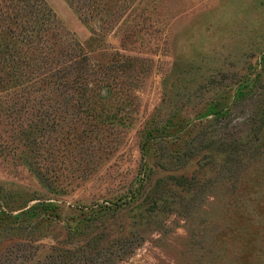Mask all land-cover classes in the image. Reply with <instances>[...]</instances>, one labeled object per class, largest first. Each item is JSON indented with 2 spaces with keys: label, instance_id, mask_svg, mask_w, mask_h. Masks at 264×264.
Segmentation results:
<instances>
[{
  "label": "rangeland",
  "instance_id": "1",
  "mask_svg": "<svg viewBox=\"0 0 264 264\" xmlns=\"http://www.w3.org/2000/svg\"><path fill=\"white\" fill-rule=\"evenodd\" d=\"M44 1L76 44L0 59V264H264V0Z\"/></svg>",
  "mask_w": 264,
  "mask_h": 264
},
{
  "label": "trees",
  "instance_id": "2",
  "mask_svg": "<svg viewBox=\"0 0 264 264\" xmlns=\"http://www.w3.org/2000/svg\"><path fill=\"white\" fill-rule=\"evenodd\" d=\"M70 2L74 8H78L77 4L73 3L75 1ZM61 30L60 21L44 0H0V59L7 64V72H14L11 74L16 77L26 73L33 74L49 64L50 59L59 52L57 48L74 46L76 40L63 36ZM16 63H21L24 69ZM63 70L68 68L64 67ZM242 96L244 94L238 91L235 100ZM234 136L227 135L234 140L241 138L237 134V137ZM50 208L43 204L34 205L19 215L8 213V217L14 220L36 218L41 213L53 211ZM14 253L13 256L3 259L5 264L27 262L25 253H20L19 250Z\"/></svg>",
  "mask_w": 264,
  "mask_h": 264
}]
</instances>
